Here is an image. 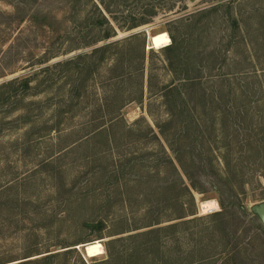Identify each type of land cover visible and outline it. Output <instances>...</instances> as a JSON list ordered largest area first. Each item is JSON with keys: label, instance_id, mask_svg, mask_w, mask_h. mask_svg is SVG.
<instances>
[{"label": "rangeland", "instance_id": "374dc122", "mask_svg": "<svg viewBox=\"0 0 264 264\" xmlns=\"http://www.w3.org/2000/svg\"><path fill=\"white\" fill-rule=\"evenodd\" d=\"M14 1L0 0V84L38 74L0 105V263L264 264V0H95L116 35L92 46L109 24L82 36L88 0ZM160 32L179 46L149 48Z\"/></svg>", "mask_w": 264, "mask_h": 264}, {"label": "trees", "instance_id": "16d2710c", "mask_svg": "<svg viewBox=\"0 0 264 264\" xmlns=\"http://www.w3.org/2000/svg\"><path fill=\"white\" fill-rule=\"evenodd\" d=\"M30 0H17V1H14V2H9V6L12 8V10L14 11H19V10H23V11H26V7L29 6V8L31 7V2H29ZM89 2H91L93 4V6L95 7L96 9V12L98 13L97 16L95 15H92V14H87V18H86V21H85V27L86 28H89V31L87 32H83V30H79V32L82 34L83 37H85V39L91 34V33H95L96 30H99V29H103V27H105L107 24H109V29L106 30L104 32L103 31V35L101 36H98V37H94L93 39L90 38L91 40H85L86 43H85V46H92V45H95L98 41H102V40H109L110 38L114 37L116 35V32H113L112 31V27L110 25V21H109V18L107 17V15L104 13L103 9L96 3L95 0H88ZM77 2L81 5V8L77 9L78 12L80 13H84V11L86 10V7L84 4H82V0H77ZM155 6H153V9H154ZM107 10V9H106ZM153 11V10H152ZM10 12H6V14L8 15ZM49 13V12H48ZM48 13H44V14H41V15H38V16H42L41 19H39L38 21H40L39 23V27L44 28V27H51L49 23H45V21L50 17V14L48 15ZM155 14V12H151L150 15H153ZM6 15V16H7ZM32 14L29 12L28 14H25L24 18L22 19H19L17 20L14 24H9L8 25V28H9V32H11V35L9 37V41L11 42L10 44V54L13 52V50H17V46L20 45V43H27V39H25L24 37H19L20 36V33L23 29V23L26 22V21H30V23H33L34 19H30L31 18ZM152 17L150 18H141L140 20H138L137 22H134L133 24H130L127 29H134L136 27H139L140 25H143V24H146V23H149L151 21ZM80 21H81V24H77L78 27H82L84 25V23L82 22V19L80 18ZM121 29H124V27H120ZM18 32V34L15 36L14 40L12 41V34L14 32ZM30 32H31V29H30ZM60 33V35H62V30H59L58 31ZM64 32L66 33L67 31L64 30ZM136 37L135 36H130V37H127L123 40H118V41H113V42H109L106 44V46H103V47H98V48H95L92 52L94 53H98V52H101V51H104V50H107L108 48L110 47H114V46H118L120 44H124V49L126 48H129V47H126L127 45L129 44H132L133 40L135 39ZM171 39H172V43L166 47H164V50L166 52L168 51H171V50H174L175 48H177L179 46V43H178V40H177V37L176 35H173L171 34ZM14 42H18V43H14ZM14 43V44H13ZM26 47V45H25ZM142 49V56L145 57L146 55V46H145V40L143 41V45L141 47ZM21 51V52H20ZM22 53V50L19 49V51L17 50V54H20ZM80 56H83V55H79L77 58H79ZM50 59L49 58H46V57H43V58H39L36 60V64H43L47 61H49ZM69 62H72V60H67V61H64V62H59V66H64V65H67V63ZM129 68V66L127 67ZM15 72V71H13ZM37 71H33L32 74H27V75H21L19 77H16L14 79H11V80H7L3 83L0 84V105H3L5 103H9V101L15 99L16 97H20V98H25L32 90H33V83H32V79L35 75H37ZM188 190V189H187ZM187 216V212L185 211L184 212V215L180 216L181 218L182 217H186ZM157 224V223H155ZM160 228H163V227H158V228H152V230H155V229H160ZM264 231V230H263ZM148 232H151V231H148ZM144 233V232H142ZM136 235L138 234H130L129 235V238L130 237H135ZM142 235H145V234H142ZM121 239V238H118V240ZM116 243V239H113L111 240L108 245H107V253L111 256V257H114L113 253L114 251L112 250V244ZM54 255V254H49V255H46L44 256L45 258L43 259H40V258H30L28 260H24V261H20V262H17V263H13V264H38L40 263L41 261L43 260H49L51 258V256ZM7 262H3V263H0V264H5Z\"/></svg>", "mask_w": 264, "mask_h": 264}, {"label": "bare ground", "instance_id": "6f19581e", "mask_svg": "<svg viewBox=\"0 0 264 264\" xmlns=\"http://www.w3.org/2000/svg\"><path fill=\"white\" fill-rule=\"evenodd\" d=\"M172 42L170 35L167 32H160L150 36L151 49H161ZM202 213H210L219 209V204L216 200H205L200 203ZM85 248V253L88 257H97L105 253L104 245L101 240L88 243L86 245H81Z\"/></svg>", "mask_w": 264, "mask_h": 264}, {"label": "water", "instance_id": "95a60500", "mask_svg": "<svg viewBox=\"0 0 264 264\" xmlns=\"http://www.w3.org/2000/svg\"><path fill=\"white\" fill-rule=\"evenodd\" d=\"M148 43H150V37H149ZM147 46H149V44H147ZM252 210L260 218L262 224L264 225V202H260L259 204H255L252 207Z\"/></svg>", "mask_w": 264, "mask_h": 264}, {"label": "crops", "instance_id": "0c3cea01", "mask_svg": "<svg viewBox=\"0 0 264 264\" xmlns=\"http://www.w3.org/2000/svg\"><path fill=\"white\" fill-rule=\"evenodd\" d=\"M105 254V253H104Z\"/></svg>", "mask_w": 264, "mask_h": 264}]
</instances>
